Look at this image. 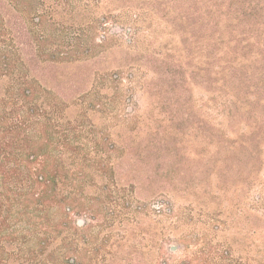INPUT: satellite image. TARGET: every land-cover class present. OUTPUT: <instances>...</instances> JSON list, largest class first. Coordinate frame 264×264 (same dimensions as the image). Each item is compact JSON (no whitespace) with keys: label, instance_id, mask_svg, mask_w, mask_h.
<instances>
[{"label":"rangeland","instance_id":"374dc122","mask_svg":"<svg viewBox=\"0 0 264 264\" xmlns=\"http://www.w3.org/2000/svg\"><path fill=\"white\" fill-rule=\"evenodd\" d=\"M33 3L43 22L15 13L0 43V56L13 47L0 62V154L34 152L33 169L46 159L47 174L81 179L58 183L50 213L30 210L36 226L17 230L52 252L78 238L82 264H161L181 256V236L187 253L227 243L239 263L264 264V93L237 102L213 81L196 0Z\"/></svg>","mask_w":264,"mask_h":264},{"label":"trees","instance_id":"16d2710c","mask_svg":"<svg viewBox=\"0 0 264 264\" xmlns=\"http://www.w3.org/2000/svg\"><path fill=\"white\" fill-rule=\"evenodd\" d=\"M29 2L31 1L0 0V43L5 42L4 29L10 24L11 15L15 13L20 14L21 17H27L34 28L43 22L46 12L38 11L33 0L32 7ZM57 5H61L60 1H57ZM196 5L199 6L198 25L209 27L210 31L208 39L212 46L211 58L215 62H213L215 65L212 72L215 76L221 75V79L215 78L213 81L215 83L220 81V89L225 92L228 90L227 93L231 94L237 102H240L245 94L257 95L259 91L264 93V0H196ZM29 6L31 8L29 11L22 10ZM9 8L13 10V13ZM221 25L223 26L219 27ZM200 26H198L199 31L202 29ZM217 28L219 30H216ZM31 29L33 31V28ZM138 30L139 28L135 27V31L138 32ZM30 33L32 32L26 31V35ZM11 49L13 47L2 48L6 53L1 54L0 62L13 57ZM14 54L16 55L17 52L14 51ZM56 59L57 57L52 58V60ZM246 62L249 63L248 66ZM21 80L24 82L25 79ZM227 86L234 89H227ZM245 90L250 91L243 92ZM23 93L25 97H29L32 90L26 88ZM11 120H13L12 117ZM16 120L15 118L13 125L10 123L3 130L10 134L18 122ZM4 140V138L0 139V150L4 147ZM112 149L118 150L116 146ZM240 158L244 166L251 165V153L243 155L241 153ZM37 159L38 156L34 152L0 154V264H82L78 238L68 239L69 244L66 248L52 252L49 250L50 244L47 241L49 238L37 237L39 231L17 230L18 222H24L27 226H36L37 223L32 224L28 217L30 210L38 214L50 213L59 195V193L56 194L58 183L68 184L81 179L79 171L66 170L61 174L53 171L47 174L44 170L46 159L40 161L41 165L33 169L30 165ZM22 161L25 164L22 165ZM73 189L76 190V188ZM23 202L27 204L23 206L22 211L18 205ZM68 209L71 207L68 206ZM166 215L173 216L172 209H168ZM23 216H27L28 220L23 221ZM15 217L16 221H14ZM13 224L15 225L12 228ZM41 225L42 223L39 224ZM10 228H12L11 231H9ZM210 230L212 231L207 232L213 235L219 233L218 227H210ZM197 238L193 237V242L198 241ZM207 239L208 234H203L202 242ZM177 240L182 248L181 256L163 261L161 264H245L232 258L230 246L227 243L214 247L213 251L198 249L193 253H187L186 238L181 236Z\"/></svg>","mask_w":264,"mask_h":264}]
</instances>
